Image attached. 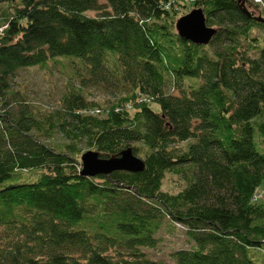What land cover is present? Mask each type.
Segmentation results:
<instances>
[{"label": "trees", "instance_id": "1", "mask_svg": "<svg viewBox=\"0 0 264 264\" xmlns=\"http://www.w3.org/2000/svg\"><path fill=\"white\" fill-rule=\"evenodd\" d=\"M196 7L206 44L176 27ZM262 30L256 0H0V264H259ZM60 56L112 102L70 86L39 104L12 80ZM128 147L143 170L82 172L85 149ZM167 173L186 185L164 190ZM166 222L192 243L153 258Z\"/></svg>", "mask_w": 264, "mask_h": 264}, {"label": "rangeland", "instance_id": "2", "mask_svg": "<svg viewBox=\"0 0 264 264\" xmlns=\"http://www.w3.org/2000/svg\"><path fill=\"white\" fill-rule=\"evenodd\" d=\"M261 32L264 36V30ZM78 62H80L78 59H69L63 56L51 58L45 66L33 65L19 68L12 80L16 86H20L27 93L30 99L39 104L52 105L60 102L70 86H73L75 88L82 87V91L91 101L101 102L102 105H98L102 107L107 106L115 98L116 89L114 87L107 89L103 85H83L82 79L89 73L87 74L84 67H79ZM82 73H86V75ZM189 82L190 80L186 79V87ZM176 144L178 145L180 142ZM35 176L32 175L31 177ZM185 185L186 181L180 175L167 173L164 178L163 189L177 192ZM261 188L264 189V183ZM184 230V226L180 223L175 222L172 226L166 222L158 232L161 235L158 245L144 249L153 258L169 260L171 250L180 246L188 247L191 245L192 242ZM256 258L259 264H264V254H259Z\"/></svg>", "mask_w": 264, "mask_h": 264}, {"label": "water", "instance_id": "3", "mask_svg": "<svg viewBox=\"0 0 264 264\" xmlns=\"http://www.w3.org/2000/svg\"><path fill=\"white\" fill-rule=\"evenodd\" d=\"M179 34L185 39L196 43H209L217 29L207 24L205 12L196 7L180 16L176 22ZM82 165L84 174L109 173L117 169L140 171L145 167V161L137 156L131 147L125 148L119 154L101 157L96 150L83 152Z\"/></svg>", "mask_w": 264, "mask_h": 264}, {"label": "built area", "instance_id": "4", "mask_svg": "<svg viewBox=\"0 0 264 264\" xmlns=\"http://www.w3.org/2000/svg\"><path fill=\"white\" fill-rule=\"evenodd\" d=\"M256 1L264 4V0H256Z\"/></svg>", "mask_w": 264, "mask_h": 264}]
</instances>
